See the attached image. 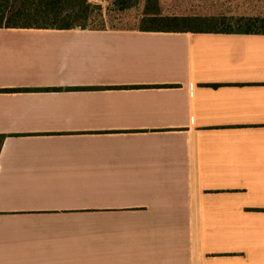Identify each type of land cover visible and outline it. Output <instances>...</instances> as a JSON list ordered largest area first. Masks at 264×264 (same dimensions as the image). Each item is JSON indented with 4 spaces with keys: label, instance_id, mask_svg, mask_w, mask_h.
Here are the masks:
<instances>
[{
    "label": "crops",
    "instance_id": "0c3cea01",
    "mask_svg": "<svg viewBox=\"0 0 264 264\" xmlns=\"http://www.w3.org/2000/svg\"><path fill=\"white\" fill-rule=\"evenodd\" d=\"M0 135V264H264V34L2 27Z\"/></svg>",
    "mask_w": 264,
    "mask_h": 264
},
{
    "label": "trees",
    "instance_id": "16d2710c",
    "mask_svg": "<svg viewBox=\"0 0 264 264\" xmlns=\"http://www.w3.org/2000/svg\"><path fill=\"white\" fill-rule=\"evenodd\" d=\"M140 0H112V8L124 12ZM102 6L91 0H0V28L119 29L107 28ZM102 18V17H101ZM140 28L145 31L264 34L263 16L167 15L160 0H145ZM150 87V86H126ZM5 135H0V149Z\"/></svg>",
    "mask_w": 264,
    "mask_h": 264
},
{
    "label": "rangeland",
    "instance_id": "374dc122",
    "mask_svg": "<svg viewBox=\"0 0 264 264\" xmlns=\"http://www.w3.org/2000/svg\"><path fill=\"white\" fill-rule=\"evenodd\" d=\"M102 6V15L97 19L105 20L107 28H138L143 15L145 0L124 12L114 11L112 0H91ZM163 13L167 15H199V14H230L231 12L258 8L264 5V0H160ZM102 17V18H101Z\"/></svg>",
    "mask_w": 264,
    "mask_h": 264
}]
</instances>
